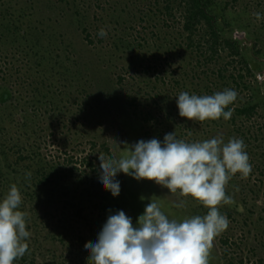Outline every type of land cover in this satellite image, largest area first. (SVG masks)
Here are the masks:
<instances>
[{
  "label": "rangeland",
  "instance_id": "obj_1",
  "mask_svg": "<svg viewBox=\"0 0 264 264\" xmlns=\"http://www.w3.org/2000/svg\"><path fill=\"white\" fill-rule=\"evenodd\" d=\"M8 1L0 0V8L9 6ZM31 1L36 4L34 10L29 8L27 0H11L9 7L13 16L37 11L36 18L47 19L48 29L43 33L41 28L34 30L32 27L31 36L26 40L15 44L6 40L0 49V74L5 75L12 93L10 100L0 103V144L8 152L9 162L18 166L17 170H12L14 167L6 168L3 159L0 162V175L7 169L11 174L9 181L0 178V200L10 190L11 183L21 184L29 178L26 174L40 166V159L57 170L65 163H69V167L76 163L79 168L76 176L67 178L73 187V182L80 177L84 179L86 174L96 177L94 183L101 182L98 157L104 149L98 146L92 150L91 140L96 135L101 136L98 145L104 141L111 158L115 159L140 140L155 138L163 142L164 136L172 132L177 139L190 143L217 136H222L225 143L230 138H241L252 171L246 178L237 173L226 187V194L234 203L221 206L219 211L227 216L229 226L214 238L209 264H264V0H213L212 11L220 32L239 42L251 75L243 81L248 89L236 91L231 118L204 122L179 116L178 95L182 91L203 96L225 89L235 90L231 75L237 76L245 67L239 57L233 62L225 54L208 67L196 64L195 55L186 51V37L181 34L182 17L177 6L172 11V20L164 23L161 11L166 0ZM42 7H45L44 13L40 11ZM257 12L261 13L259 20L254 15ZM27 19L22 21L26 24ZM101 28L107 32L105 37L98 35ZM25 29L22 26L21 36ZM62 38L75 43L72 56L76 61L65 64L64 69L68 71V80L63 83L65 89L52 80L54 88L61 87L68 94L61 106L64 114L58 122V113L46 114L44 106L34 108L33 100L30 105L28 101L34 94L38 95L35 88H42L40 81L44 73L41 72L47 68L46 60H53L54 54L60 52L61 58L68 61L65 59L68 50L58 43ZM36 42L38 48L33 47ZM31 47L42 51L35 57ZM166 49L170 50L164 53ZM39 59L45 60L46 65L39 68ZM223 66L226 67L225 76H230L224 82L216 78V70ZM180 76V85L174 84V77ZM133 99L136 107L131 105ZM249 103L259 105L257 113L249 118H234V110ZM32 109L40 112L36 128L30 118ZM150 110L155 119L145 123L143 113ZM27 115L28 121L24 119ZM26 131L30 132L29 136ZM19 156L30 158V161H21ZM84 158L94 160L99 174L80 166ZM119 174L121 178L125 176L123 172L116 176ZM84 188L86 185H81L80 190ZM25 191L32 194L28 189ZM128 191L137 220L151 200L161 206L170 220L182 221L206 215L208 211L190 196L182 197L179 191L171 193L154 181L134 179ZM21 195L27 200L24 191ZM83 199H72L68 201L70 205L65 206L64 201L51 198L48 202L53 204L50 212L34 210L32 206L29 212L28 203L20 205L23 211H28L27 217L31 218L34 228L26 239L28 251L18 259V264H92L84 245L97 240L102 230L99 227L106 221L87 197ZM181 201L184 207H176ZM80 209L83 210L81 215ZM223 240H227V244Z\"/></svg>",
  "mask_w": 264,
  "mask_h": 264
},
{
  "label": "clouds",
  "instance_id": "obj_2",
  "mask_svg": "<svg viewBox=\"0 0 264 264\" xmlns=\"http://www.w3.org/2000/svg\"><path fill=\"white\" fill-rule=\"evenodd\" d=\"M254 15L261 19V13ZM98 35L105 37L107 32L101 28ZM237 95L233 89L203 96L182 91L177 97L179 116L199 122L221 117L228 120L233 113L225 109ZM245 149L241 138L225 143L222 136H217L190 143L177 139L172 132L163 142L153 138L128 146L119 159L99 154L100 181L113 196L120 192L115 177L123 172L136 180L154 181L171 193L179 191L182 197L190 196L208 211L182 221L170 220L151 200L136 226L122 210L110 214L97 240L84 245L89 260L92 264H209L214 238L229 226L227 216L219 211L221 206L234 203L226 187L237 173L246 178L252 171ZM26 175L30 177L31 173ZM21 204V192L12 184L0 200V264H14L28 251V213L20 210ZM176 207H184V202Z\"/></svg>",
  "mask_w": 264,
  "mask_h": 264
},
{
  "label": "trees",
  "instance_id": "obj_3",
  "mask_svg": "<svg viewBox=\"0 0 264 264\" xmlns=\"http://www.w3.org/2000/svg\"><path fill=\"white\" fill-rule=\"evenodd\" d=\"M27 1H29L30 4L29 8L34 10L36 4L34 5V3L31 0H27ZM8 3L10 6L11 0H9ZM213 4H214L213 0H166V5L163 7L161 11V13L163 14L162 19L164 23L169 21V19L172 20L173 18L172 11L174 10V7L177 6L180 9L179 14L182 17L181 34L185 35L186 37L185 38L186 51L190 50V53L195 55L196 64L198 63V65L199 64L201 65L203 63V65H205L204 67H206L207 65L212 63V61H216L221 57H223L224 54L226 55V57L231 58L233 62L236 57H239L241 59L240 63L244 64L245 68L239 71L237 76L231 75V80L233 81V87H235V91H237V89L240 88L248 89V85L243 82L246 76L251 75L250 68L248 67V63L242 57L241 47L239 42L232 38H226L220 32L219 26L217 24L216 16L213 14L212 11ZM9 6H4L3 9L0 8V49L2 48L6 40L12 41V43L14 44L19 42L21 39L26 40L27 37L31 36L30 32H32L31 31L32 27L34 30H40L39 28H41L40 31L41 32L43 31V33H45V29H48L49 25L45 23V21L47 22V19L41 20L36 18L37 11L33 12L32 14L24 13L22 15L20 14L21 16L19 17H15L13 16V12L11 11V8ZM40 11L44 13L45 7H42ZM25 18H28L26 24L25 22H23ZM164 18H166V20ZM16 23H21L22 25L16 26L15 25ZM22 26H25L26 29L24 30L21 36ZM84 32H86V30H84ZM36 37L39 36L37 35ZM58 43L60 44V46L65 45L66 51L68 50V55L65 58L68 59V61L66 62V60H63L61 58L62 53L60 52L54 54L53 60L52 59L46 60L47 65L45 63V60L39 59L37 66H39L40 68V66H43L42 64H44L46 65L47 68H43V71L41 72V74L44 73V75H41L42 81H40L42 88L41 89H39L38 87L35 88V90L38 91L39 93L38 95L34 94L31 100L29 99L28 105H30V103H32L33 100L34 108L38 106L42 108L44 106L45 107L44 111L46 114H49L53 111L54 113H58L56 114V116L58 117V122H59L61 121L62 115L64 114V110H63L64 108L61 106L62 103L67 98L68 94H66L61 89V87L57 86L54 88L53 86L55 85V83L56 84L61 83L62 88L65 89L66 85H64L65 84L64 82L68 80L67 79L68 71H66V68L64 69V67L65 64L75 63L76 58H73L72 55H74L75 53L76 45H74L75 43L71 39H64V38H62V40H59ZM53 45L57 46V43H54ZM38 46H39L38 42L34 43L33 45L34 48H38ZM33 47H31L30 49L32 50ZM169 50L170 49H166L164 53L168 52ZM41 51L39 50L38 52V49L36 50L33 49L32 52L36 57L38 54H40ZM207 70H209V68H207ZM216 71H217L216 78H218L219 81L224 82L225 80H228L230 78V76L229 77L225 76L226 73L225 66H223V69L218 68V70ZM182 76L184 77V75ZM5 78L6 77L4 74H0V103L7 102L8 100L11 99L12 96L11 89L9 88L8 84H6L7 81L5 80ZM52 80H55V83ZM122 80L123 77H121L119 81L121 82ZM180 81H182L181 76L178 78L174 77V84L180 85ZM134 99H133L134 102L131 101V105H134V107H136L134 104L136 99L135 100ZM231 106L232 105L230 104L228 108H226V111H228L229 109L232 110L233 108H231ZM257 107H259L258 104L255 105H251L250 103L243 104L234 110L235 112L234 118L241 117L244 119V118L252 117L257 113V109H258ZM29 113H30V118L32 117L33 119H35L34 122L33 119L31 121L33 123L32 125H35L36 128L38 126V122L40 119V112L35 111V109H32L29 111ZM143 115H144L143 121L145 123H149L150 120L152 121L153 119H155V117L153 116L154 112L151 110L144 112ZM28 117H29L28 115L24 116V119L28 121V119H30ZM34 132L35 134L38 133L36 131ZM26 134L27 136H29L30 132L26 131ZM100 137L101 136L96 135L94 139L91 140L92 150H94L98 146H102L104 150L101 153L104 156H108V157L110 156L111 158L112 156L111 152H109L110 150L108 146H106L104 141L102 140L103 141L101 142L102 144L98 145L97 141L100 139ZM125 153L126 152H124V154ZM18 158L21 161H26L28 159L24 156H19ZM2 159L4 163H6L7 165L6 168L11 169V167H14L12 170H17L16 168L18 166L16 165V163L9 162L8 152L4 148V145L0 144V162H2ZM93 161H94L93 159L84 158V160H82L79 164L80 166L82 165L83 167L89 169L90 173H97V166L94 167ZM8 169L6 173L0 175V178L3 177L4 181H9L10 179L9 177H11V174L9 173ZM78 169L79 168L76 163H74V166H70V167H69V163H65L64 167H61L60 170H57L54 166H49V164L46 163L44 159H40V166L37 169H33V171L31 172V176L27 178V180H24L21 184L11 183L10 187L12 184H16L20 192L23 191L25 192V196L27 197V200L22 198V204L24 206L27 205L26 203L29 204V207L27 208L29 212L31 206L33 207L34 210L50 212V210L53 208L51 207L53 204L49 205L48 203L50 201L49 199L51 198H57L61 201H64V205L67 206L70 205L68 201H71L72 199L84 200L83 197H87L90 201L89 203L93 204L94 209L99 210V216L103 218V221H106L110 214L122 210L128 217L131 218L132 223L137 225V215H134V213L132 212V210H136V209L132 207L134 205V202L132 201V197L128 191L130 181L133 182L134 178L132 179V177L130 178V176L126 174L125 176H123V178H121L122 175L120 174L116 176L115 179L118 180L120 183V192L118 196H113L109 190H106L104 188L101 182L94 183L95 181L94 179L96 177H91L88 174L85 175L84 179L82 177H80L79 179L77 178V180L73 182L74 184L73 187V185L68 181L67 178H69L70 176L71 177L76 176ZM8 183L9 182H6L5 184ZM81 185H86V188H84L83 191L80 190ZM26 189L30 190L32 194L26 192L25 191ZM20 210L22 209L20 208ZM82 212L83 210L80 209V211H78L79 215H81ZM30 219L31 218L29 217L26 218V229L29 232L32 231V229L34 228V227L32 228ZM92 221L93 220H90L89 222ZM103 225L104 224H101L99 229H101ZM81 240L82 242L85 241L83 238ZM223 243L227 244V240H223ZM14 264H18V259L14 261Z\"/></svg>",
  "mask_w": 264,
  "mask_h": 264
}]
</instances>
